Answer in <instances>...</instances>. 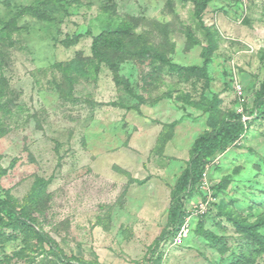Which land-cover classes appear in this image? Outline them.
Listing matches in <instances>:
<instances>
[{"label": "rangeland", "instance_id": "1", "mask_svg": "<svg viewBox=\"0 0 264 264\" xmlns=\"http://www.w3.org/2000/svg\"><path fill=\"white\" fill-rule=\"evenodd\" d=\"M41 1L0 0L2 186L24 202L37 178L46 181L41 211L34 215L70 259L97 264H264V254L216 206L224 200L248 221L264 215V118L254 119L248 112L264 78V0L209 2L203 21L216 48L207 86L167 67L159 70L154 62L127 60L119 74L129 80L134 94L116 85L104 66L94 70L84 65L82 73H74L71 86L53 67L77 53L90 56L92 36L108 27L101 9L105 0ZM111 3L119 19L132 17L135 32L144 33L148 44L173 63L202 65L207 38L191 0ZM26 6L40 7L48 19L23 13ZM188 32L197 42L189 40ZM78 34L76 43L62 44ZM230 113H241L250 126L234 144L208 159L202 183L185 199L181 239L175 242L173 237L160 246L151 263L154 242L166 225L171 190L192 143L211 129L210 114L219 124ZM161 134L164 142L158 141ZM224 176L230 181L225 194L213 197L211 187ZM200 221L226 238V252L208 245L197 230ZM260 231L264 234V228ZM20 247L19 240L8 241L0 256ZM41 253L31 262L5 264L53 259ZM160 254L161 260L156 257Z\"/></svg>", "mask_w": 264, "mask_h": 264}, {"label": "trees", "instance_id": "2", "mask_svg": "<svg viewBox=\"0 0 264 264\" xmlns=\"http://www.w3.org/2000/svg\"><path fill=\"white\" fill-rule=\"evenodd\" d=\"M42 1L43 4L53 2L51 0ZM191 1L193 3V15L207 38V44L202 47L200 53L203 59V63L200 66H184L173 63L158 48L148 44L147 36L144 33L135 32L136 23L132 17L119 19L115 14L114 4L111 3V0H105L101 5V9L106 15L108 27L92 36L90 56L84 58L80 53H77L71 60L57 62L53 67L62 73L65 81L71 86L74 81V73H82L84 65L94 70L104 66L111 72L116 85L122 86L125 92L134 94L129 80L119 74L120 64L127 60L139 63L154 62L158 64L157 69L159 70L167 67L168 70L176 72L181 77L202 81L205 87L209 83L208 64L216 48L213 32L203 21L204 13L212 0ZM22 12L38 19H48L45 12L38 6L23 7ZM80 36L78 34L71 38L67 37L61 42L65 46H69L76 43ZM187 36L190 41L197 42L191 32H188ZM253 95L252 106L248 112L254 116V119L264 118V78L259 87L254 90ZM137 98L141 103L145 102L142 95H138ZM213 108H215L214 103L210 104L209 111L212 112ZM212 118L213 116L210 114L208 125L211 129L203 131L192 143L186 166L176 179L171 190L166 225L154 242L150 259L151 263L154 261L153 255L160 246L171 240L180 231L181 227L185 225L187 215L185 212V199L202 183L208 159L239 140L251 124V120L243 119L241 113H230L219 124ZM176 122L173 121L167 124V128H172ZM165 140L166 138H163L162 134L158 138V141L164 142ZM2 175L3 171L0 169V250L4 243L11 240H19L21 247L14 251L12 255L0 256V264L9 263L12 260H27V262H31L34 261L37 255L42 254L41 252L53 256L49 263L43 264H97L83 258L70 259L66 257L55 239L39 225L34 213L41 211L39 204L44 192L43 186L46 182L44 179L37 178L29 197L24 202H20L15 196L10 194L9 189L2 186ZM229 182V177H222L219 182L211 187L212 196L217 197L225 194ZM216 206L219 210V215L224 216L231 222L237 231L241 232L259 253L264 254V234L260 231L264 228V215L257 217L255 221H248L238 216L233 208L227 207L224 200ZM197 230L199 233H203L210 247L220 253L228 250L226 238L205 229L202 221L198 223ZM38 248H40V252L31 255ZM156 257L161 260L162 254L156 255Z\"/></svg>", "mask_w": 264, "mask_h": 264}, {"label": "built area", "instance_id": "3", "mask_svg": "<svg viewBox=\"0 0 264 264\" xmlns=\"http://www.w3.org/2000/svg\"><path fill=\"white\" fill-rule=\"evenodd\" d=\"M201 207H203V206H201ZM200 210V212H203V208H200L199 209ZM182 230H183V228H181V232H178L175 236H174V241L175 242H177V241H179L180 239H181V235H182ZM169 243V242H168Z\"/></svg>", "mask_w": 264, "mask_h": 264}]
</instances>
